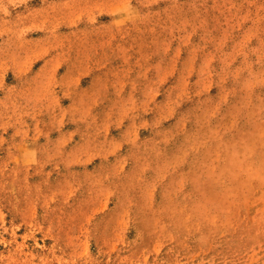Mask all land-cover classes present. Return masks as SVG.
I'll return each mask as SVG.
<instances>
[{
	"label": "rangeland",
	"instance_id": "1",
	"mask_svg": "<svg viewBox=\"0 0 264 264\" xmlns=\"http://www.w3.org/2000/svg\"><path fill=\"white\" fill-rule=\"evenodd\" d=\"M0 264H264V0H0Z\"/></svg>",
	"mask_w": 264,
	"mask_h": 264
},
{
	"label": "crops",
	"instance_id": "2",
	"mask_svg": "<svg viewBox=\"0 0 264 264\" xmlns=\"http://www.w3.org/2000/svg\"><path fill=\"white\" fill-rule=\"evenodd\" d=\"M112 7H114V5H112V6H110L109 8H110V10H112ZM119 19V18H118ZM111 21V20H110ZM109 21V26L110 27H113V26H116V25H119V23L121 22V21H116V20H112L111 22Z\"/></svg>",
	"mask_w": 264,
	"mask_h": 264
}]
</instances>
